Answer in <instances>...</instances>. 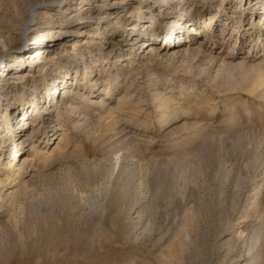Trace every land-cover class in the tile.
I'll list each match as a JSON object with an SVG mask.
<instances>
[{"label":"rangeland","instance_id":"rangeland-1","mask_svg":"<svg viewBox=\"0 0 264 264\" xmlns=\"http://www.w3.org/2000/svg\"><path fill=\"white\" fill-rule=\"evenodd\" d=\"M81 1L0 0V78H13L21 67L37 77L0 88V135L6 140L0 143V178L7 181L6 172H14L30 148L28 142L21 149L19 141L10 145L24 117L20 106L7 127L12 115L7 98L17 107L26 95L28 111L43 116L33 107L35 87L40 104L56 95L48 134L59 120L63 128L46 148V140L36 142L42 150L31 165L35 170L24 176L22 203L0 210V264H245L240 255L249 252L251 235L264 231V23L260 14L252 15L264 6L244 10L241 0L221 6L219 19L229 34L234 25L242 32L253 26L250 34L242 33L244 47H233V37L220 38V44L209 43L205 55L190 51L173 58L150 52L153 44L161 50L173 40L165 36L164 25L160 36L131 44L117 26L136 16L115 22L114 15L100 13L118 6L116 0H89L84 11L77 9ZM90 6L98 13H88ZM33 7L34 18L23 29ZM202 11L201 28L210 17ZM221 29V22L213 27ZM88 38L94 55L83 47L89 65L84 75L85 64L73 47ZM130 46L136 50L133 62L123 60L127 54L117 60L116 54ZM231 47L236 56L228 61L249 57L243 68L227 72L220 57ZM67 70V82L49 91L51 79ZM100 70L103 83L94 91L87 83ZM108 77L111 111L87 98L106 97ZM67 86L73 90L68 96ZM254 187L260 188L258 198L250 192ZM133 205L136 213L130 211ZM261 242L253 252L264 264V234Z\"/></svg>","mask_w":264,"mask_h":264},{"label":"bare ground","instance_id":"bare-ground-1","mask_svg":"<svg viewBox=\"0 0 264 264\" xmlns=\"http://www.w3.org/2000/svg\"><path fill=\"white\" fill-rule=\"evenodd\" d=\"M88 1L89 0H82L81 4L79 5V7H77V9L80 10L81 8H83V11H84V8L87 9L86 6H88V4L90 3ZM225 1L230 2L232 0H165V1L164 0L163 1L162 0H150V1H145V0H130V1L116 0L114 4H118V6L116 5V7H112V8L106 7L105 11L100 13V16L103 17V16H107V15H114V18H116L115 22L123 21L125 18L127 19V17L132 18V17L136 16V18L133 19V21L131 23L127 22L124 27L117 26L118 29H121L123 32L126 33L128 38H125V39H131L132 40L131 44H134L135 39H138V40L140 39L139 40L140 43L142 45H144V44H146V42L151 40L152 37L160 36V34L162 33V30H160V24L164 25V27H167V31L165 32V36L169 37V39L172 37L171 39H173V40L171 41V43H168L167 45H164L163 47H161V50L159 49L160 45L158 46V44H153L150 52L156 53L157 56H162V55L168 54L167 56H173V58H175V57H181L184 54L187 55L190 51H196L197 53H202V55H205V52L209 49V43L212 42L213 44H220V40H219L220 38L226 39V38H232L233 37L234 38L233 45H232L233 47L237 46V47L242 48L245 46V44L248 43L247 38H246V34H242V33L247 31L248 32L247 34H250L249 30L250 29L252 30L253 26L245 27L244 31L242 32V31H240L239 26L234 25L233 26V32L231 34H229V32H227L226 26L222 25V21L220 20L221 18L219 17L218 14L222 11L221 6L223 5V3ZM109 4H111V1H109ZM228 4L229 3H227V5ZM242 4H243L244 10H246V9L253 10L256 7L260 8V6L262 8L264 6V0H241L240 4L238 6L242 7ZM227 5H226V7L229 8V10L231 12L232 11H233V13L237 12V10H234L233 7H230ZM214 8H216V10H214ZM93 9H94L93 6H90V10L88 13H93V15L98 13L99 9H97V10L95 9L94 12H93ZM108 9H111L110 10L111 12L107 11ZM202 10L209 11L210 17H209L208 23H206L205 26L201 28V26L199 25V19H200L199 17L201 15H202V17H204V15H205L204 13H202L203 12ZM145 11H147V13H145ZM35 13H36V9H35V7H33L31 10V13L29 14V18L22 23L23 29H26V27H29L28 22L32 18H34ZM150 13H152V14H151V16L148 17V14H150ZM254 14H260L259 22L263 21V23H264L263 16H262V15H264V11L260 12L259 9H256L255 13H253L252 15H254ZM222 15H224V13ZM86 16L88 17L89 15H86ZM157 16H159L157 18V21H154V19ZM220 16H221V14H220ZM217 22H221V27H222L221 30L222 31H220V32H217L216 31L217 29L213 30V27L215 26V24ZM227 23L228 22L225 21V24H227ZM158 26H159V29L157 28ZM238 29H239V31H238ZM182 35H183V37H182ZM204 35L208 36L205 40L202 39V37ZM260 37H264V31L262 33V36H260ZM2 38H3L2 30L0 29V39H2ZM183 38H184V40H182ZM89 39L90 38L86 39L83 42V44H81L79 47H78V45H79L78 41H76L74 43V47H73V49H75V56H80L81 59L83 60V63L85 64L84 75H87V72H88L87 69H88L89 65H86V61H85L86 57H85V51H84L83 47L86 45V47L88 48V53L90 54V56L94 55L93 54L94 51L89 47L90 46L89 45V43H90ZM174 40H176V41H174ZM262 43H264V42L262 41ZM3 44L5 47L7 46L5 41H3ZM126 44L127 45L130 44V42L125 43V45ZM186 44H187L186 48H183V45H186ZM253 46H256V45H253ZM135 51L136 50L134 49L133 46H130L129 48L124 49L123 51L121 50V51H119V53L116 54V57L118 58L117 60H119L120 57H122L123 55L127 54L130 57H127L126 59H123V60L129 59L130 62H133V60L131 59V56L133 54H135ZM253 51H254V49H253ZM124 52H126V53H124ZM110 53L111 52H109V54ZM232 53H233V48L231 47V49L227 53L226 57H220V58H222L220 66L221 65L224 66V68H226L227 72H230V70H232L233 68H237V67L243 68L244 64L246 63L245 61L249 57V56H247V58L243 57L237 62L234 61V59L228 61V57L232 59V58H234V56H236V54H234V53L232 54ZM21 56H23V54H21ZM212 58H211L212 61H213V59H215L214 61H216V59H217V57H215L213 59ZM217 62H219V61H217ZM120 64L122 65V63H120ZM114 66H116V65H114ZM116 68H118L117 72H115L116 73V79L117 78L120 79L122 73H120L119 69H121V68H119V65H117ZM217 72H218V74L220 73L219 71H217ZM62 73H64V72L60 71L61 75L59 74L54 79H51V80H53V83H52V86L48 88L49 91L50 90L52 91L53 89H56L60 84H63V83L65 84L67 82L68 70L64 74H62ZM232 75H233V73H232ZM58 77L61 78L58 81L59 83L56 82ZM102 77H104V75L102 74V71L100 70L99 71V77L96 80H94L93 82L88 81L87 84H88L89 88H92L94 91H96L97 89H94V87L98 83H103L102 82L103 80H101ZM11 78L12 77H10L8 79V77H6V76L0 78V88L7 85V89H8V88L12 87V84L16 83L15 80H19V79L21 80V83H25V84L28 81H33V82L37 81V77H36L34 70L31 68H26V67L19 68V70L15 73L14 77L12 78L14 80H12ZM109 80H110L109 77L106 78V84H107L106 95L107 96L103 97L99 100H93V98L87 97L88 102L90 104H95L98 107L107 110V108H108V107H106V106H108L107 105V103H108L107 98H108V96L110 98L109 94L112 90V88H111L112 86L109 84V82H110ZM122 80H123V78H122ZM2 81L5 83L2 84ZM17 84L18 83H16L15 86H17ZM38 87L39 86L35 87V93L36 94H34V96L32 97V102H33L34 108L37 107V108L41 109V111L43 113H45L43 116H39V114H40L39 112H36L35 114H33V110L28 111V108H26V106H24L25 103L30 102V100L28 101L29 97L26 95L22 97L21 103L17 107L14 106V98L10 97V98H7V100H6L7 101L6 105L8 106L11 104V106H12L11 112H10L12 115L5 121V123L7 124V127L10 126L11 120L16 118V114L19 111L20 106H21V109H20L19 113L23 112L22 117H24L20 121L22 126L18 127L19 133H17V135H15V138L12 140L10 145L15 146L17 141H19L18 145H20V149H21V148H25L23 146L26 142H28L27 146H30V148H27L26 149L27 151H24V152H29V154L27 156H25V158L22 160L21 165L18 166L14 172H6L5 177H6L7 181H4L3 178L2 179L0 178V184H1V188H2V190L0 191V210L2 208L6 207L5 205L11 206V205H14L17 203L19 204V202L22 199L23 194L26 193L27 183L24 180V176L31 174L35 170L34 169L35 167H33L31 165L34 163L35 157L37 156L36 153L39 150L40 151L42 150L41 148L40 149L38 148L36 142L37 141L41 142L42 140H46L48 142L44 146V148H46L47 145L49 144V140L54 138V136L57 134L58 130L63 129L61 126L62 124L60 123V120L58 119L59 123H55L53 125L54 127L52 130L54 132L51 133L50 135L48 134L47 128L50 126L49 123L54 122V120L52 119V114H53V110H54L53 107L57 106L56 99L58 97L56 95H53L50 98V100H48L47 104H40L41 99H42V94H41V92L37 93L39 91ZM64 88L66 89L65 90L66 96H68L71 91L73 92V90L68 89V86L64 87ZM91 92H93V91H91ZM77 93H78V90H77ZM79 95L85 96L84 94H79ZM0 105H2L1 98H0ZM108 109H110V108H108ZM111 110H113V109H110V111ZM58 112L59 113L56 116H60V118H61V116H62L61 112L62 111L60 109H58ZM2 123H4V122L0 123V127L3 126ZM0 137H1L0 143L1 142L4 143L6 141L4 139V136L0 135ZM3 154H4V151L0 147V156H2ZM12 155L15 156L14 151L12 152L11 156ZM47 157L50 158V156L45 155V159H48ZM13 159L8 161V167L7 168H9V169L13 168ZM118 160H119V157H118ZM126 188L130 189V187H126ZM126 188H125V190H126ZM250 192L251 193L253 192V194L256 196L259 194L260 188L258 189V187H254L253 189H251ZM256 197L258 198V196H256ZM256 197L254 200L253 199L250 200L251 201L250 203L253 206L258 204V202H257L258 200H256ZM21 203H22V201H21ZM12 209H13V207H12ZM136 209H137L136 205H133L131 207L130 211L132 213H136ZM16 222H17V220H16ZM147 225H148V222H147ZM263 234H264V231L262 229L261 231H258L256 233H254L253 235H251V237H253L252 238L253 244L248 246L249 255H248V253H242L240 255V263H245V264H261L262 263V262H260L259 259H257V257L259 255H257V253L253 252L254 251L253 248L256 247L257 245L259 246V247L257 246L258 248H261V244H262L261 240H262ZM240 235H242V234H240ZM244 244L246 245V243H244Z\"/></svg>","mask_w":264,"mask_h":264}]
</instances>
